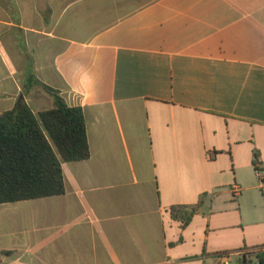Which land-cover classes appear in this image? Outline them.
<instances>
[{"label":"crops","instance_id":"0c3cea01","mask_svg":"<svg viewBox=\"0 0 264 264\" xmlns=\"http://www.w3.org/2000/svg\"><path fill=\"white\" fill-rule=\"evenodd\" d=\"M37 80L83 108L91 156L64 195L0 205V264L264 251V0H0V113L53 108Z\"/></svg>","mask_w":264,"mask_h":264},{"label":"trees","instance_id":"16d2710c","mask_svg":"<svg viewBox=\"0 0 264 264\" xmlns=\"http://www.w3.org/2000/svg\"><path fill=\"white\" fill-rule=\"evenodd\" d=\"M37 82L53 97V108L35 113L23 103L0 113V205L64 195L63 163L91 156L83 108L69 106L59 90ZM259 156L256 151L258 171ZM202 203L190 208L173 206L171 214L186 227ZM250 254L264 264V251ZM242 262L252 261L246 256Z\"/></svg>","mask_w":264,"mask_h":264},{"label":"rangeland","instance_id":"374dc122","mask_svg":"<svg viewBox=\"0 0 264 264\" xmlns=\"http://www.w3.org/2000/svg\"><path fill=\"white\" fill-rule=\"evenodd\" d=\"M25 204H26V202H22V206H24ZM254 205L257 206V208L259 209L260 213L264 214V198H248L244 202V209H247V207H251V209H253ZM3 221L4 222L2 224H0V230H2V229L5 230V231L10 230V228H12L13 225L10 224L11 221L9 220V218L5 216ZM25 225H27L26 222H25ZM255 251L256 252H261V251H263V248L257 249ZM249 257H250V259L252 261L251 264H258L257 256H255V254H249ZM231 264H242V262L239 259H237V258H233L231 260Z\"/></svg>","mask_w":264,"mask_h":264},{"label":"built area","instance_id":"2783aa9c","mask_svg":"<svg viewBox=\"0 0 264 264\" xmlns=\"http://www.w3.org/2000/svg\"><path fill=\"white\" fill-rule=\"evenodd\" d=\"M258 264H260V263H258Z\"/></svg>","mask_w":264,"mask_h":264}]
</instances>
